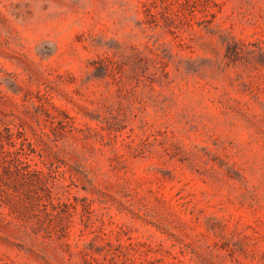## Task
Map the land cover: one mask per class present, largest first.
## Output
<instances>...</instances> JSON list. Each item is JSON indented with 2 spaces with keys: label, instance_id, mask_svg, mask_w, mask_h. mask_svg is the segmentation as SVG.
Wrapping results in <instances>:
<instances>
[{
  "label": "rangeland",
  "instance_id": "obj_1",
  "mask_svg": "<svg viewBox=\"0 0 264 264\" xmlns=\"http://www.w3.org/2000/svg\"><path fill=\"white\" fill-rule=\"evenodd\" d=\"M0 264H264V0H0Z\"/></svg>",
  "mask_w": 264,
  "mask_h": 264
}]
</instances>
